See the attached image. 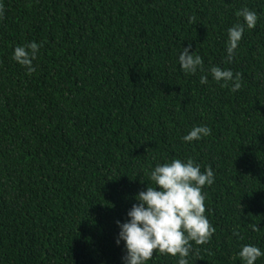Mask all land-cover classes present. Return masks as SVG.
<instances>
[{"label":"trees","instance_id":"1","mask_svg":"<svg viewBox=\"0 0 264 264\" xmlns=\"http://www.w3.org/2000/svg\"><path fill=\"white\" fill-rule=\"evenodd\" d=\"M244 6L260 19L228 63L227 29ZM0 7V264H122L116 222L152 184L151 169L174 158L215 175L203 189L215 232L193 242L189 264H243L242 244L264 250V0ZM33 41L43 46L29 73L12 56ZM189 45L203 73L181 70ZM212 66L239 72L241 88L216 82ZM194 125L211 134L184 142ZM177 260L154 251L147 264Z\"/></svg>","mask_w":264,"mask_h":264},{"label":"clouds","instance_id":"2","mask_svg":"<svg viewBox=\"0 0 264 264\" xmlns=\"http://www.w3.org/2000/svg\"><path fill=\"white\" fill-rule=\"evenodd\" d=\"M241 18L227 29V62L231 63L235 50L240 46L246 29H254L260 19V14L247 6L236 12ZM3 9L0 7V18ZM42 43L35 41L17 45L13 51V60L25 67L29 73L35 72L33 62L37 59ZM191 45L183 47L178 53V63L186 75L204 72L203 58L195 51H190ZM216 82L228 86L231 91L241 88V74H235L231 69L212 66L209 69ZM201 84L208 83L207 75H201ZM207 125H194L188 134L182 137L184 142L199 141L211 134ZM152 184L147 183L146 190L140 191L134 197L127 212L125 222L117 221L119 232L116 244H124L125 255L122 264H147L155 253L178 257L177 264H189L190 255L194 254V245L206 243L215 228L205 215V186L213 185L214 171L211 166L204 167L192 159L174 158L170 162L157 163L149 173ZM257 231V225H252ZM238 235V233H234ZM237 256L243 264H255L264 257V250L256 244H242Z\"/></svg>","mask_w":264,"mask_h":264}]
</instances>
